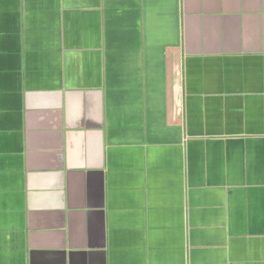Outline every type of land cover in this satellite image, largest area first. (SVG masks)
Listing matches in <instances>:
<instances>
[{"label":"crops","instance_id":"obj_1","mask_svg":"<svg viewBox=\"0 0 264 264\" xmlns=\"http://www.w3.org/2000/svg\"><path fill=\"white\" fill-rule=\"evenodd\" d=\"M0 264H264V0H0Z\"/></svg>","mask_w":264,"mask_h":264}]
</instances>
